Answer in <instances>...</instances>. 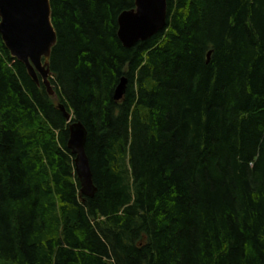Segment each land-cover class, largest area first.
<instances>
[{
    "label": "trees",
    "instance_id": "16d2710c",
    "mask_svg": "<svg viewBox=\"0 0 264 264\" xmlns=\"http://www.w3.org/2000/svg\"><path fill=\"white\" fill-rule=\"evenodd\" d=\"M167 2L126 47L135 0H50L54 95L0 33L1 264H264V0Z\"/></svg>",
    "mask_w": 264,
    "mask_h": 264
},
{
    "label": "water",
    "instance_id": "95a60500",
    "mask_svg": "<svg viewBox=\"0 0 264 264\" xmlns=\"http://www.w3.org/2000/svg\"><path fill=\"white\" fill-rule=\"evenodd\" d=\"M50 0H0V33L13 57L23 62L33 80L40 85V76L47 91L54 95L49 75V60L57 42V33L51 20ZM167 0H135V8L123 11L118 17V36L126 47L146 41L167 25ZM211 51L208 53V61ZM128 78L122 77L116 91L119 100L125 93ZM58 107L68 120L63 104ZM68 145L75 154V168L81 183V192L93 196L97 190L86 152L87 128L80 121L69 126Z\"/></svg>",
    "mask_w": 264,
    "mask_h": 264
},
{
    "label": "rangeland",
    "instance_id": "374dc122",
    "mask_svg": "<svg viewBox=\"0 0 264 264\" xmlns=\"http://www.w3.org/2000/svg\"><path fill=\"white\" fill-rule=\"evenodd\" d=\"M3 262V260L0 258V264Z\"/></svg>",
    "mask_w": 264,
    "mask_h": 264
}]
</instances>
